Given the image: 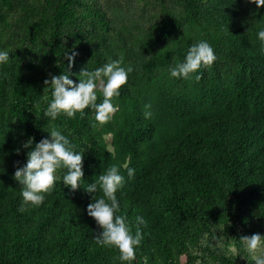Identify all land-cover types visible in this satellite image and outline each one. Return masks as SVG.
Wrapping results in <instances>:
<instances>
[{
	"label": "trees",
	"instance_id": "16d2710c",
	"mask_svg": "<svg viewBox=\"0 0 264 264\" xmlns=\"http://www.w3.org/2000/svg\"><path fill=\"white\" fill-rule=\"evenodd\" d=\"M260 27L264 5L249 0H0V49L11 50L0 65V264H126L96 243L102 229L86 211L83 184L112 164L125 176L118 214L133 233L137 215L147 221L133 264H195L190 245L202 248V264H255L240 236L264 233ZM199 40L213 46L214 63L199 80L172 77L170 67ZM73 49L69 66L64 53ZM121 56L134 71L107 123L93 127L91 108L54 121L43 114L52 98L46 78L68 72L78 82L82 68ZM52 124L84 150L83 184L58 179L42 204L20 211L13 173L28 159L23 142L48 136ZM212 228L224 234L222 247L201 244Z\"/></svg>",
	"mask_w": 264,
	"mask_h": 264
},
{
	"label": "clouds",
	"instance_id": "9594fccd",
	"mask_svg": "<svg viewBox=\"0 0 264 264\" xmlns=\"http://www.w3.org/2000/svg\"><path fill=\"white\" fill-rule=\"evenodd\" d=\"M257 7L264 5V0H249ZM258 39L264 44V27L257 31ZM8 49H0V65L7 63L10 59ZM78 53L73 49L66 51L64 55L71 66ZM216 53L213 46L207 40H199L189 46L183 61L170 67L169 74L172 77H183L186 79L199 80L202 67L211 66L216 60ZM134 71L132 64L124 65L123 57L110 59L109 62L94 69L82 68L77 75L79 80L74 81L67 73L51 75L46 78L44 84L49 86L52 98L44 108L43 114L53 121L60 114L67 117H74L77 112L84 115L86 108L94 109L93 127L103 125L111 120L119 111V105L115 98L120 96L121 86L128 80V75ZM194 74V76H193ZM98 97H102L98 102ZM144 116L150 118L152 103L145 102ZM48 136L42 137L34 143V137L29 136L23 142V147L29 148L27 161L17 167L13 175L20 184V195L22 197L20 211L25 206H38L46 199V194L51 192L58 179L72 189L78 188L84 181L83 156L84 150L77 151L76 145L69 135L62 131V126L52 124L45 128ZM20 151L19 148L16 149ZM130 163V161L128 162ZM125 163L128 177L135 174V168ZM120 165L112 164L102 172L97 179L91 183L83 184L85 190L91 194L90 202L86 205L87 214L94 218L97 225L102 229L95 235L94 239L100 246L114 247L119 251L116 258L126 264H133L136 260V248L143 240V231L140 225L147 221L142 215H137L136 230L133 233L126 214H118L120 201L117 198V191L125 182V176L120 171ZM4 169L0 168V172ZM62 172V175H60ZM97 192L102 195L97 196ZM217 228L205 232L201 244L213 248L223 246L224 234L217 235ZM223 229V228H220ZM240 248L251 257L255 264H264V233H252L251 235L240 236ZM191 254L197 257L195 264H202L200 257L204 252L200 246H189ZM237 255L239 248L235 249ZM148 257H144L147 264Z\"/></svg>",
	"mask_w": 264,
	"mask_h": 264
},
{
	"label": "rangeland",
	"instance_id": "374dc122",
	"mask_svg": "<svg viewBox=\"0 0 264 264\" xmlns=\"http://www.w3.org/2000/svg\"><path fill=\"white\" fill-rule=\"evenodd\" d=\"M106 137H107V139H108V140L110 139L109 135H108V136H106Z\"/></svg>",
	"mask_w": 264,
	"mask_h": 264
}]
</instances>
